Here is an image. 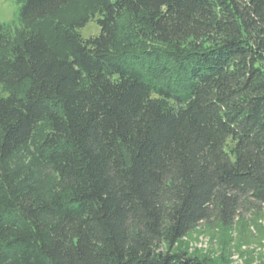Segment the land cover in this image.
I'll return each mask as SVG.
<instances>
[{
  "label": "trees",
  "instance_id": "1",
  "mask_svg": "<svg viewBox=\"0 0 264 264\" xmlns=\"http://www.w3.org/2000/svg\"><path fill=\"white\" fill-rule=\"evenodd\" d=\"M16 2L0 264H219L175 247L264 206V0Z\"/></svg>",
  "mask_w": 264,
  "mask_h": 264
},
{
  "label": "rangeland",
  "instance_id": "2",
  "mask_svg": "<svg viewBox=\"0 0 264 264\" xmlns=\"http://www.w3.org/2000/svg\"><path fill=\"white\" fill-rule=\"evenodd\" d=\"M18 13L16 0H0V22L14 20ZM99 32L95 20L81 29L84 37ZM175 249L219 264H264V206L237 217L230 226L202 222L180 239Z\"/></svg>",
  "mask_w": 264,
  "mask_h": 264
}]
</instances>
